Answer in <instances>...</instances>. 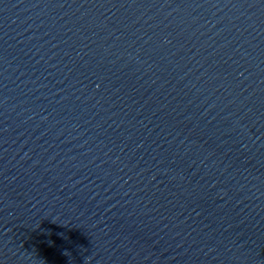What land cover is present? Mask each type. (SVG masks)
Wrapping results in <instances>:
<instances>
[{
    "label": "water",
    "instance_id": "95a60500",
    "mask_svg": "<svg viewBox=\"0 0 264 264\" xmlns=\"http://www.w3.org/2000/svg\"><path fill=\"white\" fill-rule=\"evenodd\" d=\"M0 264H264V0H0Z\"/></svg>",
    "mask_w": 264,
    "mask_h": 264
}]
</instances>
